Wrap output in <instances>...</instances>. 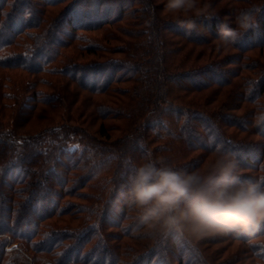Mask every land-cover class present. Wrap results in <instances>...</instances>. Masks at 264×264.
Here are the masks:
<instances>
[{
	"label": "trees",
	"instance_id": "obj_1",
	"mask_svg": "<svg viewBox=\"0 0 264 264\" xmlns=\"http://www.w3.org/2000/svg\"><path fill=\"white\" fill-rule=\"evenodd\" d=\"M214 4L217 17L186 37L164 0H0V70L56 75L75 89L37 91L16 77L4 92L0 74V264H264V230L148 236L124 200L146 151L195 166L223 142L242 179L264 165L249 102L264 95V0ZM250 4L261 7L259 28L217 52V24L234 26ZM14 98L57 121L35 133L7 127Z\"/></svg>",
	"mask_w": 264,
	"mask_h": 264
},
{
	"label": "clouds",
	"instance_id": "obj_2",
	"mask_svg": "<svg viewBox=\"0 0 264 264\" xmlns=\"http://www.w3.org/2000/svg\"><path fill=\"white\" fill-rule=\"evenodd\" d=\"M260 6L249 5L234 15V26L218 23L216 51L240 43L259 28ZM191 37L203 21L217 17L214 0H164L162 9ZM258 79L246 86L252 97ZM253 125L264 127V95L249 100ZM208 156L195 166H177L165 156L146 151L127 178L125 203L144 234H177L200 240L237 231L255 235L264 230V165L255 179H242L241 161L223 142L209 146Z\"/></svg>",
	"mask_w": 264,
	"mask_h": 264
},
{
	"label": "rangeland",
	"instance_id": "obj_3",
	"mask_svg": "<svg viewBox=\"0 0 264 264\" xmlns=\"http://www.w3.org/2000/svg\"><path fill=\"white\" fill-rule=\"evenodd\" d=\"M69 50V49H68ZM0 74H2V77H5L4 82H7V87L8 89H4V92H10V88L12 85V82L15 81V79H17L16 77H22L24 80L28 81L29 83L33 84V89L35 90H42L44 92H56L58 93L61 92L64 95L66 94L68 97L71 96V94L73 95L72 91H75V89L71 88L68 89L69 87H67V90L65 88H63L64 84L62 83L63 80H60L59 76L56 75H34V74H29L23 71H5V70H0ZM38 77V78H36ZM40 77H44L47 82H49L50 87H47L46 85L40 84L38 83V79ZM9 80V81H8ZM3 82V83H4ZM11 84V85H10ZM67 91V92H66ZM33 94V91L27 92L26 95H28V97H30ZM1 98V97H0ZM6 101V99L2 100L1 102ZM9 102V101H7ZM14 102H16V98H14L10 103V105L5 106V113H2L1 115V122L3 121L7 127L10 128V124L14 123L16 125H19V127L24 131H32L31 133H35L38 132L40 130H42L43 128L47 127L49 122H53V121H57V119L54 120L55 116V112L51 111L49 108L46 107H42V106H34L35 108L31 110V112L29 113L27 111V109L25 107H23L24 103H27L26 99L21 100L20 102H18V106H15L16 104H14ZM29 115V116H27ZM31 115V116H30ZM46 115V116H45ZM9 116H11V120L9 121ZM57 219H52L49 223H55L57 222ZM16 244H12L11 247H15ZM10 247V248H11Z\"/></svg>",
	"mask_w": 264,
	"mask_h": 264
}]
</instances>
